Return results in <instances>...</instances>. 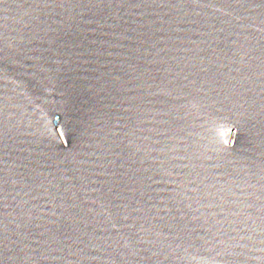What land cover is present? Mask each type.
<instances>
[{
  "label": "water",
  "instance_id": "obj_1",
  "mask_svg": "<svg viewBox=\"0 0 264 264\" xmlns=\"http://www.w3.org/2000/svg\"><path fill=\"white\" fill-rule=\"evenodd\" d=\"M0 264H264V0H0Z\"/></svg>",
  "mask_w": 264,
  "mask_h": 264
}]
</instances>
